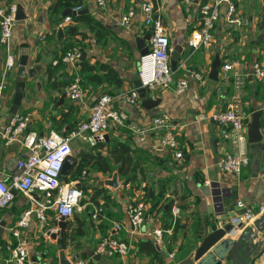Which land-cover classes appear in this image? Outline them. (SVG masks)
Here are the masks:
<instances>
[{"label": "crops", "instance_id": "1", "mask_svg": "<svg viewBox=\"0 0 264 264\" xmlns=\"http://www.w3.org/2000/svg\"><path fill=\"white\" fill-rule=\"evenodd\" d=\"M149 1L153 4L155 15L167 28L172 52H180L176 69L171 68L174 83L168 90L147 92V96L151 99L159 98L160 102L151 110L144 108L147 111L146 117L139 115L136 107L121 100L115 101L113 107L124 110L130 123L143 126L149 125L151 116L160 112L168 113L178 128L183 160L178 163L167 150L157 153L150 149H138L134 147L127 127L111 126L99 153L107 155L109 146L116 142L127 143L136 149V181L125 182L116 169L105 173L84 167L82 170H87L88 176L81 183L92 184L93 188L80 185L84 192L81 201L83 208L77 213L87 218L85 231L74 240L64 238L63 235L77 228L73 216L64 220L65 228L61 229L54 223L57 219L52 209L46 211L47 222L41 223L33 217L28 226L21 230L20 237H13L8 228L15 224L29 205L27 198L16 194L14 202L0 215L4 222L0 234V264H11L8 262V243L15 245L18 240L26 241L30 260L45 259L49 264H59L60 251L70 261L83 259L91 264H181L206 234L230 224L231 217L242 210L236 206L237 200H241L254 212L264 205V180L260 177L264 171V85L251 74L253 62L264 64V0H232L245 23L240 29L230 28L231 35L227 33L224 23L225 6L222 5L212 41L196 50L187 47L186 40L198 25L199 6L205 0H194L188 9L181 0ZM55 2L0 0V5L14 3L17 9L21 7L25 16L24 19H17L9 49L0 44V82L5 81L0 107V132L16 110L17 113H28L31 116L25 132L40 136L56 130L66 134L88 117L91 105L102 93L117 95L136 88L133 81L138 78L141 55L135 39L149 31L143 22L140 2L107 0L104 7L100 8L95 6L93 0H81V9H87L82 13L91 15L100 26H96L95 22L84 23L72 18L66 23L60 37L57 35V22L65 16L61 12L55 15L51 11ZM131 6L135 8V14L130 26L125 28L120 18ZM69 8L72 10L74 7ZM72 47L79 48L84 58L72 63L59 61L53 64L55 59L59 60ZM23 50L28 51L26 69L37 66L31 77L27 70L24 77L16 75ZM9 58L12 65L7 69ZM215 58L220 62L217 80L209 77ZM83 61L93 67L91 72L82 66ZM230 61L236 62L234 71L244 77L243 86L239 89L234 87V72L222 70L223 64ZM188 68L201 73L203 80L188 78L185 92L177 94L174 91L175 83L186 76ZM75 77L80 78L83 89L79 100H71L65 92ZM18 80H23L24 91L21 103L16 107L13 95ZM234 100L246 116L247 129L253 113L261 111L259 121L262 132L261 143L253 145L247 141L246 151L250 161L237 178L223 174L216 168L218 159L235 146L223 139V128L214 121L198 119L201 113L211 116L225 110ZM92 146L87 138L72 140L71 155L76 160L70 172L63 176L64 183L77 180L81 172H75V164L80 154L90 152ZM24 151L18 141L4 145L0 136V172H4L8 160L21 157ZM114 174L116 177H113ZM96 191L99 193L94 196ZM145 193L160 198L158 206L152 208V202L146 198ZM140 196H144L147 202L141 232L132 235L126 229L115 231V222L127 225L128 207ZM170 201L180 208L177 217L180 228L176 231H173L171 213L159 208L160 204ZM95 208H101V212L93 219L91 214ZM260 215H255L250 224L240 227L235 234L226 233L207 252L225 238L235 239L244 229L252 228ZM47 227L52 231L46 233ZM154 229L162 230L160 243L155 242L153 235H149ZM53 234L55 237H52ZM104 236L125 241L128 244L127 254L124 257L95 254L96 246ZM145 240L154 242L160 253L158 256L146 254L139 249L138 242ZM252 242L256 247L250 264H264V230L258 232Z\"/></svg>", "mask_w": 264, "mask_h": 264}, {"label": "built area", "instance_id": "2", "mask_svg": "<svg viewBox=\"0 0 264 264\" xmlns=\"http://www.w3.org/2000/svg\"><path fill=\"white\" fill-rule=\"evenodd\" d=\"M95 6L104 7L107 0H93ZM182 4L188 9L194 0H181ZM225 6L224 23L228 29V34H232L231 29H240L245 21L238 13L232 0H205L199 6L198 25L187 37L186 45L192 50L200 46H207L213 39V31L220 18V7ZM140 11L143 16L144 25L152 28L148 40V51L141 55L138 61L137 77L142 87H147L148 91H165L172 87L173 77L170 66V55L172 48L169 42L167 28L162 20L155 15L153 4L149 0L139 3ZM81 6H75L72 10L78 12ZM17 6L14 3L0 5V44L9 49L10 41L13 37V30L17 22ZM135 14V8L131 6L121 16V25L128 28ZM72 20L71 15L63 17L57 22V28H66V23ZM81 50L72 47L60 58L55 59L53 64L59 61L72 63L79 60ZM12 65L11 58L7 61V69ZM236 62L224 63V72H234V87L239 89L243 86L244 77L234 71ZM251 74L254 79L264 85V64L253 62ZM188 78L202 81L201 73L186 69V76L176 81L174 91L177 94L185 92L188 86ZM5 81L0 82V107L3 99ZM66 95L71 100H79L83 95L80 78L75 77L65 89ZM121 100L137 108L139 115L146 117L147 111L140 103L139 94L136 88L121 92L117 95L102 93L91 105L89 115L85 120L80 121L66 134H61L56 130H50L45 135L25 132L27 124L31 118L30 114L15 112L8 120L5 128L0 132L4 145H11L19 142L24 148V155L11 158L5 163L4 172H0V215L1 211L8 208L19 194L29 201L13 226L8 228L9 233L19 238L21 230L26 228L33 217L41 223L47 222L48 209H52L55 218L64 220L71 218L75 212L82 210L81 203L84 192L80 185L88 176L87 170H82L75 181L63 182L61 180V168L68 155H71V142L73 139H88L91 145L103 142L104 136L111 126L127 127L131 132V139L134 147L138 149H150L153 152L167 150L172 153L174 159L180 163L183 160V153L179 149L178 128L172 123L168 113L160 112L149 119V125H135L129 122L128 114L121 109L113 107V103ZM199 120H212L219 127L223 128L221 136L224 140L235 146L232 151L225 152L216 162V168L223 174L238 177L242 169L248 165L250 159L246 151L247 125L246 116L241 111L237 101L229 103L225 110L207 116L204 113L198 115ZM264 180V171L260 173ZM236 206L239 209L230 219L232 228L230 233L233 235L239 231L240 227L250 224L255 215L264 212V205L260 206L257 212L246 207L241 200H237ZM147 210L145 197L140 196L135 199L128 207L127 225L115 222L113 229L119 231L126 229L130 234H139ZM101 208H95L91 214L96 219L100 214ZM172 224L176 222L180 213L178 205L171 206ZM1 221V217H0ZM49 231H52L50 228ZM48 232V231H47ZM46 232V233H47ZM153 235L155 242L162 241V230L154 229ZM9 244L10 257L8 262L11 264H49L45 259L32 261L28 258L27 243L18 240L15 245ZM128 251V244L113 237L104 236L98 242L95 254L118 255L124 257ZM173 256V254H170ZM71 264H91L88 260L76 259Z\"/></svg>", "mask_w": 264, "mask_h": 264}, {"label": "water", "instance_id": "3", "mask_svg": "<svg viewBox=\"0 0 264 264\" xmlns=\"http://www.w3.org/2000/svg\"><path fill=\"white\" fill-rule=\"evenodd\" d=\"M140 2L141 0H137ZM87 9H81L78 12H74L71 10V8L67 7L64 8L61 12L62 16L66 15H76L80 14L82 12H86ZM17 19H24V13L22 8L17 9L16 14ZM56 20V18H54ZM152 28H149V31L143 36V37H137L135 39L136 47L139 50L140 55H144L148 51L147 47V41L150 38V31ZM64 30L59 28L57 30L58 37L63 35ZM27 55L28 51L23 50L22 55L19 59V65L17 67L16 75L18 77H24L26 70L27 74L31 77L34 72L37 70V66H32L26 69L27 66ZM84 58V53L81 54L80 59ZM180 58V52L177 50H174L170 55V66L174 70L177 67L178 60ZM220 62L218 58H215L211 65V70L209 73V77L213 80H217L218 77V71H219ZM133 84L136 86L139 99L141 102V105L143 108L147 110L153 109L155 106H157L160 102L159 98L151 99L149 96H147L148 88L142 87L140 80L137 78L133 81ZM24 91V82L23 80H18L15 83V93L13 95V104L17 107L21 103V99L23 96ZM65 94H63V97ZM14 113L16 110L13 111ZM261 111L256 110L253 115L252 119L250 121L249 127L247 129V141L250 144H256L262 142V132H261V126H260V118ZM107 136L105 135L104 138ZM75 157L72 155H68L65 158V161L61 168V176L67 175L74 162ZM113 177H116V174L113 175ZM105 184H112V182H103ZM102 184V183H99ZM82 186H87L88 188H93L92 184H86L82 183ZM205 186H202V188ZM54 223L58 225L59 228L64 229V219L60 218L59 221L54 220ZM4 222H0V234L3 231ZM232 228L231 224H226L222 228H217L210 233L206 234L204 238L201 240L200 244L196 247V249L184 260L181 262V264H250L251 263V255L253 254V251L256 247L255 244H253V239L257 237L258 232H262L264 230V212L260 215V217L255 221L253 227H249L247 229H244L239 236H237L235 239L231 238H225L222 240L217 246H215L211 251L207 252L214 243H216L221 237H223L226 233L232 235L230 233V230ZM45 231H49V228H45ZM52 237H55L53 234ZM205 254V256H203ZM76 259V257L74 258ZM34 264H37L36 262ZM59 264H71V261L66 258L63 251L59 252Z\"/></svg>", "mask_w": 264, "mask_h": 264}, {"label": "trees", "instance_id": "4", "mask_svg": "<svg viewBox=\"0 0 264 264\" xmlns=\"http://www.w3.org/2000/svg\"><path fill=\"white\" fill-rule=\"evenodd\" d=\"M80 2L81 0H56V2L53 3V5L51 6V11L56 15L62 12V10L66 7L81 6ZM72 18H74L75 21H82L84 23L95 22L94 19L91 17V15L87 13L76 14L73 15ZM95 25L100 26L97 22H95ZM82 66L85 69H87L89 72L93 70V67L84 61L82 62ZM49 75H50V71H49ZM103 146L104 144L102 142H97L92 146L90 152L81 153L78 162L75 164V172L76 173L81 172L84 167L92 168L93 170L102 171L105 173H111L114 169H116L117 173L124 178L125 182H135L137 178V170H138L137 169L138 164L135 161L136 153H138L137 150L131 148V146L127 143L116 142L111 146H109L107 150V155H103L99 153V150ZM139 170L141 171V169ZM63 179L64 177L61 176V180ZM98 193L99 192L96 191L94 196H96ZM145 196L149 201L152 202V208L158 206L160 202V198H157L156 196H154V194H151V196H147V193H145ZM171 206H172V202L170 201L168 203L160 204L159 208L161 209L164 208V211L170 212ZM3 210L1 211V213L3 212ZM73 218L77 222V228L71 229L70 233L64 232L63 235L64 238L68 237L74 240L76 236H79L85 231L84 228H85L87 216L78 214L76 212L74 213ZM173 228H174L173 231H176L178 228H180V222L178 219L174 223ZM137 245L139 249L146 252V254L157 255V256L160 254L157 251L154 242L151 240L138 242Z\"/></svg>", "mask_w": 264, "mask_h": 264}]
</instances>
